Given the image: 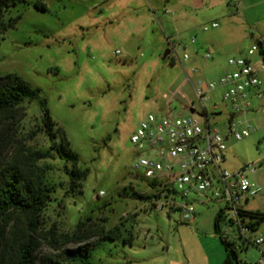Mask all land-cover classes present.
<instances>
[{"label":"rangeland","instance_id":"374dc122","mask_svg":"<svg viewBox=\"0 0 264 264\" xmlns=\"http://www.w3.org/2000/svg\"><path fill=\"white\" fill-rule=\"evenodd\" d=\"M26 1L7 14L22 17L0 41V76L18 75L42 91L56 124L54 132L57 128L65 132L71 148L80 156L79 168L89 171L81 192L70 193L66 163L51 151V141L44 131L42 104L25 102L21 118L5 132L0 157L8 159L20 150H49L54 154V159L40 162L48 182L56 189L42 216V236L52 226L61 238L72 236L80 222L89 231L120 226L123 237L132 236L127 244L122 239L93 236L88 241L95 244L90 252L91 264H156L157 260L164 261L169 240L182 249L181 236L187 247L190 243L193 250L201 251L208 242L206 237L202 243L197 240L202 231L216 237L224 250L215 219L225 204H202L196 196L191 197L198 202L196 217L201 224L196 227L179 223L180 213L170 219L165 212L151 210L149 201L133 195L147 196L149 180L135 168L139 153L131 137L149 114L165 116L168 105L172 115L179 117L191 115L190 102L200 111L193 87L180 63L173 60V53L164 60L171 50L166 38L173 45L183 43L181 34L188 39H205L212 31L204 33L202 28L219 25V16H238L240 0H153L151 10L147 3L151 0H42L46 12L34 7L35 0ZM238 17L254 24L263 19L264 7L248 9ZM245 21L251 44L254 41L249 33L256 30ZM263 25L256 24V29ZM246 41L231 55L242 56ZM177 54L182 58V52ZM197 67L210 81L211 61ZM192 80L197 81V76ZM219 109L223 114L215 122L220 127L227 112ZM235 144L233 139L228 142L229 161L242 162L264 152L253 145L239 149ZM136 175L141 176L139 181L134 180ZM262 190L244 206L247 213L257 210L264 214V187ZM226 231L232 229L221 220L220 233ZM259 234H264V221L250 237ZM227 240L235 243L240 264H259L257 247L250 245L246 250L238 238L229 236ZM78 246L69 243L52 248L43 240L38 258L67 264V252L76 251Z\"/></svg>","mask_w":264,"mask_h":264},{"label":"built area","instance_id":"2783aa9c","mask_svg":"<svg viewBox=\"0 0 264 264\" xmlns=\"http://www.w3.org/2000/svg\"><path fill=\"white\" fill-rule=\"evenodd\" d=\"M218 26L212 23L202 30L207 32ZM170 49L174 61L181 63L177 51L183 53L184 61L190 59L181 44L172 45ZM260 52L257 44L245 56L230 58L228 65L233 70L215 81H208L201 69L193 67L190 73L197 76V81L186 73L187 82L193 87L200 111L190 102L189 111L194 114L179 117L172 115L168 105L165 116L149 114L140 123L131 143L139 153L135 168L149 180L146 194L151 210L165 212L170 219L180 213L179 223H192L198 202L191 197L196 196L202 204L221 202L225 204L221 220L232 229L222 236L238 238L244 248L257 247L263 257L264 234L254 239L250 237L251 227L244 209V203L261 191L249 179L259 163L248 164L234 172L223 166L228 140L240 142L258 131L248 115L253 99L264 97L263 83L252 63V58ZM204 57L210 59L211 55L207 53ZM217 90H221L220 102L213 101V93ZM220 107L226 110L227 116L219 127L215 121L223 114ZM140 179L139 175L134 177L135 181ZM259 264H263L262 258Z\"/></svg>","mask_w":264,"mask_h":264},{"label":"trees","instance_id":"16d2710c","mask_svg":"<svg viewBox=\"0 0 264 264\" xmlns=\"http://www.w3.org/2000/svg\"><path fill=\"white\" fill-rule=\"evenodd\" d=\"M26 2L0 0V41L4 40L8 30L16 28L22 17L20 14L7 17V14ZM34 7L42 12L48 10L42 0H35ZM258 44L264 56V42L258 41ZM27 101H39L42 104L44 131L51 141V151L66 163L69 192H81L82 183L88 177L89 171L79 168L80 156L71 148L65 132L60 128L54 132L56 124L49 115L47 101L42 97V91L33 88L15 74L0 76V154L7 137L5 132L11 130L21 118L22 106ZM51 151L20 150L8 159L0 157V264H61L52 258L39 260L38 252L43 240L48 241L52 248L69 243L79 245L76 251L67 252V264H91L90 252L95 244L92 245L88 241L93 236L110 241L122 239L126 244L132 242V236L123 237L120 226L108 230L100 227L89 231L84 222L77 225V230L72 236L61 238L55 226L48 230L46 236H42L44 224L42 216L49 207L56 189L48 182L47 171L40 166V162L54 159ZM68 165L71 168H68ZM133 195L142 200H149L148 196L136 192ZM246 214L251 232L255 233L264 221V214L259 212ZM221 216L222 211L215 219V230L226 254L223 264H240L235 243L229 242L220 233Z\"/></svg>","mask_w":264,"mask_h":264},{"label":"crops","instance_id":"0c3cea01","mask_svg":"<svg viewBox=\"0 0 264 264\" xmlns=\"http://www.w3.org/2000/svg\"><path fill=\"white\" fill-rule=\"evenodd\" d=\"M147 3L149 9L151 10L155 2L151 0L148 1ZM254 7L263 9L264 0H240L238 16H241L242 14H244L245 11ZM238 16H230V15L223 17L219 16L220 19L219 26L217 28H211L209 31H212V33L203 40L195 39V42H192L193 39L192 37L188 39L184 34L179 35V39H181L183 43L178 42L176 45L181 44L185 48V52L188 53L190 56V59L188 61H184L181 58V63H180L183 69V73L186 76V80H187L186 73L190 74L191 78L196 76V75L192 76V74L190 73V70L193 67H197L198 64L203 62L208 63L209 61H211L213 66V71H211V73L209 74L210 80L212 81L218 80L219 78H221L222 76L233 70V68L228 65V59L232 57H236L231 55L233 50H235V48L243 45L245 40H247L246 41L247 45H245L242 53L243 54L242 56H245L248 50L251 49L252 46L258 44V41L264 42V25L262 28L256 29L257 28L256 24L258 23L264 24V17L260 21L251 24L247 20L246 21L248 23L242 17H238ZM214 20L215 19H212V22ZM244 21L245 23H247L248 26L255 27L254 30L256 31L252 30L251 33H249L251 36V40H253L254 43L249 44L250 38H248L247 36L248 33H246L245 31L246 24H244ZM189 28H191V25L188 26V29ZM242 38L244 39V41H242L243 40ZM166 40L170 44V48H171L173 44L170 43V39L166 38ZM207 53L211 55L210 59H205L204 56ZM252 63L257 69L258 77L263 83L262 90L264 91V56L261 54V52L260 54H256L252 58ZM202 71L205 77L206 74L204 70ZM220 98H221V90H217L216 92L213 93V101L220 102ZM248 118L253 122V124L257 126L258 131L247 139H244L240 142L235 141L236 144L234 145V147L237 148L239 147V149L240 148L245 149L248 146L253 145L258 147V149L261 148L264 149V97L260 100L253 99L252 109L250 111V114L248 115ZM229 150L230 147L228 145V149L225 155V161L223 164L224 168L229 171L234 172L246 166L247 164L259 163V168L254 174L249 176V179L252 184H254L255 186L261 189L259 193L261 194L263 191L262 188L264 187V152L260 155L256 154L251 159H246L242 162H235L233 160L232 161L228 160L227 153ZM249 202L250 199L244 203V206H248ZM250 211L259 212L257 210H250ZM200 224L201 222L197 219V217L192 222V225L196 227L199 226ZM181 229H179L180 233H181ZM211 235H212L211 233L207 234L202 231V233H200L196 237L197 240L200 241L201 243L205 239V237L206 239H208L207 240L208 242L206 244H203L204 246L201 251L193 250L192 249L193 244L191 245L190 243L187 247L186 245L187 243L183 241L182 236L180 237V241L182 242L181 245L182 249L180 248V250L175 242H171L169 240V243L166 246V256L164 261L157 260L156 264H223L226 254L218 244L217 238L214 236L212 237ZM248 247H246V250H248ZM262 247L264 249V244ZM261 258L264 264V256L263 257L261 256Z\"/></svg>","mask_w":264,"mask_h":264},{"label":"water","instance_id":"95a60500","mask_svg":"<svg viewBox=\"0 0 264 264\" xmlns=\"http://www.w3.org/2000/svg\"><path fill=\"white\" fill-rule=\"evenodd\" d=\"M171 54V50H168L164 55V60ZM191 114H194V111H191Z\"/></svg>","mask_w":264,"mask_h":264}]
</instances>
